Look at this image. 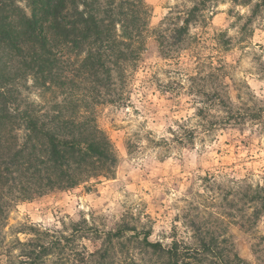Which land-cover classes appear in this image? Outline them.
<instances>
[{
    "label": "rangeland",
    "instance_id": "374dc122",
    "mask_svg": "<svg viewBox=\"0 0 264 264\" xmlns=\"http://www.w3.org/2000/svg\"><path fill=\"white\" fill-rule=\"evenodd\" d=\"M144 1L149 30L126 100L97 108L117 157L115 172L15 202L0 264H20L19 243L38 233L64 235L70 248L93 252L124 215L163 245L177 239L195 247L190 223L201 224L224 241L223 253L264 264V201L250 200L254 193L264 199V10L248 22L254 2H210L182 51L164 59L154 31L197 0ZM210 65L219 80L206 77ZM220 96L232 106L229 124Z\"/></svg>",
    "mask_w": 264,
    "mask_h": 264
},
{
    "label": "trees",
    "instance_id": "16d2710c",
    "mask_svg": "<svg viewBox=\"0 0 264 264\" xmlns=\"http://www.w3.org/2000/svg\"><path fill=\"white\" fill-rule=\"evenodd\" d=\"M213 1L197 0L165 19L154 31L161 57L182 51ZM230 1L254 2L248 22L264 10V0ZM150 15L144 0H0V239L15 202L113 175L117 157L97 108L126 100ZM216 71L210 65L206 77L219 80ZM215 99L229 114L225 124L235 121L230 103ZM250 200L264 201L257 193ZM128 218L104 233L93 252L70 248L64 235L38 233L19 243L20 264H249L223 253L224 241L201 224L190 223L195 247L177 239L163 245Z\"/></svg>",
    "mask_w": 264,
    "mask_h": 264
}]
</instances>
